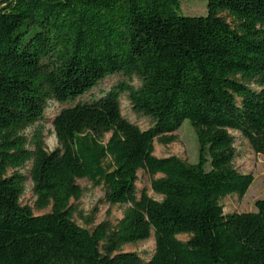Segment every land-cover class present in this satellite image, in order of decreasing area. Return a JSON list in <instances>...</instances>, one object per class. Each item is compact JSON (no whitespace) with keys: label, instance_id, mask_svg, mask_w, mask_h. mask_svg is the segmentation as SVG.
Returning a JSON list of instances; mask_svg holds the SVG:
<instances>
[{"label":"trees","instance_id":"obj_1","mask_svg":"<svg viewBox=\"0 0 264 264\" xmlns=\"http://www.w3.org/2000/svg\"><path fill=\"white\" fill-rule=\"evenodd\" d=\"M0 4V264H264V200L255 212L226 215L218 204L241 198L252 182L232 166L228 131L264 157V0H206L198 17L179 15L178 0ZM116 74L127 81L52 117L57 147L47 151L38 124L46 103L73 102ZM122 93L150 127L120 115ZM184 120L196 162L153 156V141L174 142ZM26 163L34 208L49 213L19 204L25 178L17 169ZM138 170L160 176L149 183L159 201L135 196ZM78 179L102 185L109 205H126L113 227L72 221ZM150 233L148 259L119 250Z\"/></svg>","mask_w":264,"mask_h":264},{"label":"rangeland","instance_id":"obj_2","mask_svg":"<svg viewBox=\"0 0 264 264\" xmlns=\"http://www.w3.org/2000/svg\"><path fill=\"white\" fill-rule=\"evenodd\" d=\"M6 0H0L3 2ZM178 14L188 17H198L206 15V0H178ZM0 6H2L0 4ZM231 27H235L233 21L227 17L225 13L219 14ZM127 80L120 74L112 75L98 82L97 85L89 92L75 99L73 102L59 105L56 102L48 101L44 110L43 119L38 123L43 127V142L47 151H52L57 147L56 140L52 134L50 121L52 117L63 107L72 106L75 103L88 102L97 98L106 92L111 86L118 82H126ZM129 84L134 88L139 86V82L132 78ZM120 115L129 123L136 125L140 130L147 129L151 126L150 118L135 115L127 100L126 93L119 96ZM35 125L27 128L24 131L26 137ZM233 138L234 158L232 161L233 168L243 174H250L252 182L247 188L245 194L241 198H237L234 194L225 196L218 201L221 207L222 214H230L233 212H255L254 203L259 200H264V157L254 154L247 142L235 131H228ZM175 136V141L162 146L153 141V156L162 158L174 156L189 164H193L197 160V142L193 129L188 121L184 120L176 131L172 133ZM108 135H105V139ZM14 170H7L5 176H9ZM17 172L24 176L23 192L19 199L21 206L28 207L33 215H41L50 212V207L43 210L34 208V197L31 193L32 184L28 177L29 163H26L22 168L17 169ZM159 175L150 176L145 171L138 170L134 182L135 196L138 197L139 192L143 191L149 198L159 201L161 198L150 191L149 183L151 179L158 178ZM76 184L81 188L82 194L77 201L70 200L69 206L75 208V213L72 215V221L79 226L91 230L93 226L100 221H107L110 227H113L122 216V211L126 205H109L104 200V188L102 185L92 187L85 179L76 180ZM80 217H91L92 223L85 224ZM175 237L185 241L190 235L186 233L176 234ZM153 237L150 233L149 237L144 240H138L132 243H125L120 246V251H133L137 253L143 260L149 258L153 252Z\"/></svg>","mask_w":264,"mask_h":264}]
</instances>
